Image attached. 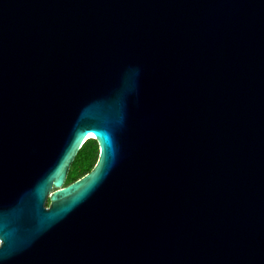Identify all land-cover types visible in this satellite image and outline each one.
I'll list each match as a JSON object with an SVG mask.
<instances>
[{"label":"water","instance_id":"obj_1","mask_svg":"<svg viewBox=\"0 0 264 264\" xmlns=\"http://www.w3.org/2000/svg\"><path fill=\"white\" fill-rule=\"evenodd\" d=\"M0 264H264V0H0Z\"/></svg>","mask_w":264,"mask_h":264},{"label":"trees","instance_id":"obj_2","mask_svg":"<svg viewBox=\"0 0 264 264\" xmlns=\"http://www.w3.org/2000/svg\"><path fill=\"white\" fill-rule=\"evenodd\" d=\"M99 157V147L95 140L85 141L76 153L68 170L64 185H69L88 174L95 166Z\"/></svg>","mask_w":264,"mask_h":264},{"label":"bare ground","instance_id":"obj_3","mask_svg":"<svg viewBox=\"0 0 264 264\" xmlns=\"http://www.w3.org/2000/svg\"><path fill=\"white\" fill-rule=\"evenodd\" d=\"M88 138H94V137H92V136L90 137V136H89Z\"/></svg>","mask_w":264,"mask_h":264}]
</instances>
